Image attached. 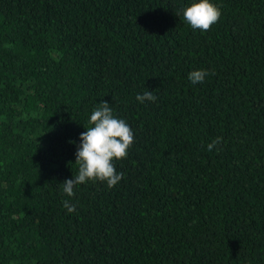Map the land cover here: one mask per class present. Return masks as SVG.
<instances>
[{
    "label": "trees",
    "instance_id": "1",
    "mask_svg": "<svg viewBox=\"0 0 264 264\" xmlns=\"http://www.w3.org/2000/svg\"><path fill=\"white\" fill-rule=\"evenodd\" d=\"M193 2L0 0V264H264V0H210L209 31ZM101 102L123 177L68 197Z\"/></svg>",
    "mask_w": 264,
    "mask_h": 264
},
{
    "label": "clouds",
    "instance_id": "2",
    "mask_svg": "<svg viewBox=\"0 0 264 264\" xmlns=\"http://www.w3.org/2000/svg\"><path fill=\"white\" fill-rule=\"evenodd\" d=\"M220 17V8L210 0H198L183 9V19L193 30L209 31ZM208 74L205 70H194L188 74V79L194 84L203 83ZM136 99L140 103L155 102L157 97L152 91H146L142 95L138 94ZM88 123L91 126L81 133V143L76 152L78 173L63 182V192L68 197L75 195L76 186L88 181L106 182L109 188L115 187L121 181L123 173H117L114 161L127 158L128 150L135 140L131 127L125 120L113 115L108 102L99 103ZM221 139L222 137H218L213 140L207 145V150L212 151ZM62 203L69 213L75 211V205L69 201Z\"/></svg>",
    "mask_w": 264,
    "mask_h": 264
}]
</instances>
